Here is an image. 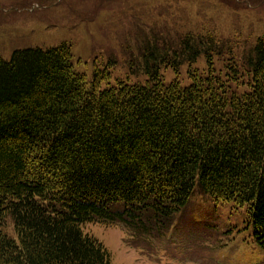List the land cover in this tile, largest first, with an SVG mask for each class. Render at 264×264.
I'll return each instance as SVG.
<instances>
[{"label": "trees", "instance_id": "16d2710c", "mask_svg": "<svg viewBox=\"0 0 264 264\" xmlns=\"http://www.w3.org/2000/svg\"><path fill=\"white\" fill-rule=\"evenodd\" d=\"M163 32L141 28L113 82H89L66 43L0 58V264H113L86 224L161 237L195 200L241 215L264 251V37L238 54Z\"/></svg>", "mask_w": 264, "mask_h": 264}, {"label": "rangeland", "instance_id": "374dc122", "mask_svg": "<svg viewBox=\"0 0 264 264\" xmlns=\"http://www.w3.org/2000/svg\"><path fill=\"white\" fill-rule=\"evenodd\" d=\"M146 27L170 35L210 33L243 54L264 37V0H0V58L66 43L75 70L89 82L96 69L107 67L113 82L129 75V54ZM195 67H205L203 57ZM164 74L168 81L175 77ZM196 201L165 236L143 237L104 222L86 224L84 231L106 247L113 264H264V251L252 243L241 215ZM239 226L240 233H229ZM226 235L232 238L224 245Z\"/></svg>", "mask_w": 264, "mask_h": 264}]
</instances>
